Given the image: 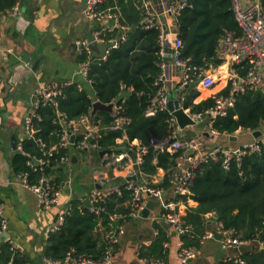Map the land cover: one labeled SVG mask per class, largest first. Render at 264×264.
<instances>
[{
  "label": "trees",
  "instance_id": "obj_1",
  "mask_svg": "<svg viewBox=\"0 0 264 264\" xmlns=\"http://www.w3.org/2000/svg\"><path fill=\"white\" fill-rule=\"evenodd\" d=\"M17 0H0V11L12 8ZM177 16V31L182 39L183 58L197 66L218 65V48L227 32L242 34L231 0H189ZM140 0H117L121 25L115 33L125 32L126 40L114 49L106 60L99 58L94 52L90 59L89 79L95 93V98L111 103L124 96L123 114L130 118L123 129L112 130L109 126L114 122L115 114L109 111H98L93 114L94 98L89 91L78 82L66 85L63 94L58 99V105L46 104L38 109L39 118L34 120L38 129L37 138L26 137L22 152L17 151L13 158V168L16 174L29 173V181L37 183L42 176L48 178L56 188L62 187L65 180L64 172L67 163H61V155L70 156V161L80 153H86L85 148L78 144L84 138V133L75 137V142L69 147L60 149L49 156L50 162L43 170H34L27 162L28 158L44 156V149H49L59 141V133L63 128L58 112L67 120L90 115L101 127L100 134L91 138V143L98 145L100 150L120 152L130 148V141L138 139L148 146L140 166L139 183L144 179L150 181L160 170L164 171L163 179L155 186L166 191L172 186L170 178L177 170L178 159L182 150L170 152L157 149L151 144V138L164 140L170 135L169 119L171 112L161 110L154 116H147L146 109L154 97L159 85L157 78L163 72L161 47L159 44L160 29L157 26L147 27L143 23L144 7ZM85 54H78V61L85 60ZM125 85L126 88H122ZM182 104L193 114L205 113L215 104V97L209 95L196 101L200 92L192 83L185 86ZM231 83L228 82L218 95L228 94ZM131 89V90H129ZM264 125V91L248 90L238 96L236 103L226 116L219 117L214 126L222 134H234L239 129H258ZM40 138L45 143L42 148ZM123 138V142H118ZM135 156V151L131 152ZM63 169V170H61ZM117 178L116 182H119ZM122 193H114L100 199L94 205L103 207L99 214L90 210L89 205L74 196L73 210L66 215L62 227L50 232L45 247L48 258L64 259L69 253L94 260L104 258L108 248H117L119 244L110 241V235L124 225L131 217L133 191L122 186ZM191 197L197 202L189 206L184 216L193 225V232L184 237L188 245L200 246V237L209 226L208 213H213L223 228L231 230L242 240H259L264 244V150L246 155L241 163L234 161L230 169H225L219 162L202 164L191 186ZM187 200V196H181ZM116 216V217H113ZM158 235L150 246L140 251V256L147 259L166 260L172 235L162 222L155 223ZM242 258L245 264H264V248L244 251ZM23 252L7 239L0 244V264H24ZM229 264H238L230 261Z\"/></svg>",
  "mask_w": 264,
  "mask_h": 264
},
{
  "label": "built area",
  "instance_id": "obj_2",
  "mask_svg": "<svg viewBox=\"0 0 264 264\" xmlns=\"http://www.w3.org/2000/svg\"><path fill=\"white\" fill-rule=\"evenodd\" d=\"M42 1V0H37ZM232 8L235 12L238 23L242 29L241 35H236L233 32H227L221 40L218 48V57L221 63L218 65L209 64V66H197L183 58V42L178 35V31H170L167 23L160 21L162 15L171 14L175 18L177 24V16L180 12L190 4L189 0H171L168 2L165 9L161 12L155 10L152 6V0H143L144 17L143 23L147 27L157 26L160 29L159 44L161 47V55L164 60L161 64L163 72L156 80L159 90L157 94L150 100V105L146 109L147 116H154L161 110H169V91L165 85L168 74V64L170 59L171 64L180 68L182 87L194 84L195 88L202 94L211 92V89L223 82L224 86L228 82L231 83L228 94L218 95L212 93L215 97V104L208 108L205 113L193 114L199 122L207 118L208 133L219 138L223 135L215 126V122L219 117L226 116L231 107L236 103L239 95L244 94L248 90L264 91V0H231ZM22 0L17 2L9 10L12 16H21ZM84 14L88 20L95 23L92 32L82 38L77 39V53L85 54L87 58L79 61V72L91 83L89 79L90 59L96 52L91 44L95 42L100 49L99 58L106 60L114 49L121 46V43L126 40L125 32L115 33L116 28L125 27L121 25L120 14L118 11L117 0H86ZM166 48L169 51H166ZM0 51H3L0 43ZM7 52H5L6 54ZM2 63L0 62V85L2 83ZM70 83L61 82H44L39 83L35 89V102L25 118V127L28 137L37 138L38 129L35 127L34 120L39 118L38 109L42 105L54 104L58 105V99L63 94V89ZM122 88H126L122 85ZM131 90V89H129ZM94 102L98 99L95 94L91 95ZM124 96L117 98L111 103L114 104L115 119L109 126L112 130L123 129L128 125L130 118L122 112L124 110ZM180 103L184 100V96L180 97ZM170 111V110H169ZM171 112V111H170ZM60 120L63 122V128L59 133V141L53 144L49 149H44V156L39 158H28L27 164L34 170H43L49 164V156L54 152L58 153L60 149L69 148L73 143L71 136L79 133H84V138L78 144L79 148L97 149L96 143H91V138L100 134L101 127L95 123L90 115H83L80 118L67 120L66 116L58 112ZM169 119L171 125L170 135L164 140H156L151 138V144L162 151L170 152L183 151L180 155L177 164V170L170 178L171 195L167 196V191L160 186L151 185L159 183L162 179H144L139 183L141 174L140 166L143 163V156L148 150V146L142 144L138 139L130 141V148H124L120 152L113 151L106 153L102 157V166L104 168L101 175L96 176V183L100 184V188H94L89 194L81 197L82 201L90 200V210L99 214L103 207L94 205L100 199H104L111 194L122 193V186L133 191L132 207L129 213L130 217H141V212L147 207L150 200H155L156 204H160L161 212L154 217L160 222L170 224L176 235L191 234L193 225L188 223L185 216V209L188 201L192 198L188 197L191 194V186L197 176L198 168L205 163L219 162L225 169H230L234 161L241 163L243 158L252 153H258L264 150V125L258 129H239L243 134L252 135V139L245 141L235 146H226L224 144H209L203 135L183 138L181 129L177 123L176 117L171 112ZM261 130L262 134L258 137L254 136V132ZM36 134V136H35ZM237 135V133H234ZM234 134H229L234 136ZM38 142L45 148V143L38 138ZM123 142V138H119ZM18 150H23L22 142L18 143ZM135 151V156L131 153ZM59 162L71 164L70 156L61 155L58 158ZM139 166V169L135 168ZM137 174L138 180L130 177ZM22 184L32 190L38 199L39 205L45 209H50L62 204L63 188L53 186L48 178L42 176L37 183L29 181V173H19ZM120 178L119 182L114 179ZM70 183V182H69ZM71 183L69 184V187ZM181 196H187V200ZM74 196L68 197L63 203L64 210L59 213L58 221L52 226V231L59 230L66 218V215L73 210ZM87 203V202H86ZM116 217V216H113ZM220 231L223 234L222 243L224 247H236L248 243L247 240H242L235 236L231 230L223 228L219 222ZM8 230V219L5 212L4 204L0 203V235ZM125 233L124 225H120L118 230L110 235V241L113 244H119L122 236ZM158 235V229L154 231ZM215 237V231L209 229L200 237V244L206 240ZM11 242L15 245L14 240ZM170 242H165V246L169 247ZM18 248V246H16ZM198 254V247L188 245L183 240L179 242L178 256L182 264H187L194 259ZM113 255V249L108 248L106 254L101 260H94L83 256H75L69 253L64 259H53L46 257L49 264H63L65 262H73L75 264H110ZM149 264H169L164 259H147ZM241 264H245L243 258H231Z\"/></svg>",
  "mask_w": 264,
  "mask_h": 264
},
{
  "label": "crops",
  "instance_id": "obj_3",
  "mask_svg": "<svg viewBox=\"0 0 264 264\" xmlns=\"http://www.w3.org/2000/svg\"><path fill=\"white\" fill-rule=\"evenodd\" d=\"M140 1L143 5V0ZM169 1L171 0H152V6L161 12ZM85 3L86 0H22L21 16H12L9 13L10 9L4 12L0 11V43L3 48V51H0V62L3 66L1 71L3 80L0 85V203L4 204L8 219L7 231L10 232V237L7 239H13L15 245L23 252L24 264H49L46 261L45 247L50 232H52V226L58 221L59 213L65 208L63 203L71 194L83 197L90 193H77L73 186L74 180L64 172L63 203L50 209L41 207L36 194L25 187L21 178L14 172L12 162L17 151L8 155L5 149L7 145L14 142V139L22 142L28 137L25 118L35 102L33 96L39 83L78 82L80 86L89 88L90 95L95 94L91 83L79 72L77 48L75 52L70 49L72 43H76L77 39L89 35L95 26V23L88 20L84 14ZM160 21L167 23L170 31L177 30L175 18L171 14L162 15ZM87 24L88 29L85 32ZM5 52L7 53L5 54ZM12 55L21 58V60L28 58L25 65L31 69L39 62L37 69L29 75L28 73L15 75L18 63L10 61ZM168 61V77L165 85L169 95L180 91V94L177 95L180 99L186 94L184 92L186 87L180 85L181 71L179 67L171 64L170 59ZM46 71L47 79L43 81L41 75ZM85 84L88 85V88ZM223 85V82L219 83L211 89V92H219ZM211 92L200 93L196 101L206 98ZM207 129L208 121L206 118L199 121L197 125L181 130V136L183 138L192 137V134L197 132V136L203 135L210 145L221 143L226 146H235L253 137L238 131L235 132L237 133V135L234 134L235 137L223 134L217 138L211 136ZM188 132L193 133L186 135ZM119 142L121 141L119 140ZM79 159L78 157L75 163L79 162ZM93 162L94 160H92V164ZM100 164L101 169H104L102 160ZM72 166L73 162L66 168L72 171ZM96 176L93 175L95 182ZM163 176L164 171L160 170L158 174L152 177V180L162 179ZM69 182L71 183L70 187ZM96 185L97 183H95L94 188L97 187ZM166 195H171V188L167 190ZM196 205L195 200L188 201L184 213L186 214L189 206ZM156 208H158L157 204L147 218L132 217L125 222V233L113 251L110 264H149L140 256V251L143 247L150 246L157 237L154 234L157 229L155 223L160 221L154 217L160 214L161 206L157 211ZM206 218L209 219V226L206 231L212 229L221 232L219 221L213 213H208ZM136 219L147 221L139 226H127V223H134ZM168 230L172 235L173 230L171 228ZM7 239L0 240V244ZM181 240L184 241V238L172 235L166 258L169 264H182L178 256ZM243 247L246 249L241 250ZM262 248H264V244L259 240L249 241L236 247H224L222 239L213 237L198 246L197 256L187 264H229L232 261L231 258H242L244 251ZM63 264L75 263L65 262Z\"/></svg>",
  "mask_w": 264,
  "mask_h": 264
},
{
  "label": "water",
  "instance_id": "obj_4",
  "mask_svg": "<svg viewBox=\"0 0 264 264\" xmlns=\"http://www.w3.org/2000/svg\"><path fill=\"white\" fill-rule=\"evenodd\" d=\"M87 29H88V24L86 25L85 27V32H87ZM91 47L96 51V52H99L100 49L98 48L97 44L95 42H93L91 44ZM77 48V44L74 42L71 44L70 46V49L72 52H75ZM166 51H169L168 48H166ZM10 61L13 63H18V66L16 67V72H15V75H21V74H26L28 73V75L30 73H32V71L36 70L37 69V65L38 63H36L32 69L31 68H28L26 65H25V62L28 61V58H25L23 60H21V58L15 56V55H12L10 57ZM178 94H180V91H176L174 92V94L172 95H169V110L172 112V114L176 117L177 119V123L180 127L181 130L185 129L186 127H189V126H193V125H197L198 124V121L196 120L195 118V115L191 114L189 112V110H186V108L181 105L180 103V100L178 99ZM36 99V96L34 95L33 96V100ZM98 111H109V112H113L114 111V104L113 103H104L100 100H96L94 103H93V114H96ZM262 134V131L261 130H257L254 132V136L255 137H258ZM36 136V134H35ZM232 137H235V136H232ZM233 139V138H232ZM236 139V138H234ZM18 140L14 139V142L13 143H10L9 145L6 146V152L8 155H12V152L13 151H19V152H22L20 150H18L17 146H18ZM71 142L74 143L75 142V135H72L71 136ZM88 150V149H86ZM106 153H108V150H100L99 151V155L101 157H103ZM76 155L73 156L72 158V162L75 163L77 160H76ZM135 168L136 169H139V166L138 165H135ZM131 179H134V180H138V176L137 174L133 175L130 177ZM98 188H100V184H97L96 185ZM86 202L88 205H90V200L89 199H86ZM156 205V201L155 200H150L147 204V207L141 212V218H147L150 213H151V210L154 209V206ZM163 225L169 229L171 228L170 227V224L166 223V222H163ZM172 235H176V232L175 231H172ZM186 235L185 234H180L179 237L180 238H184ZM10 237V232L9 231H5L2 233V235H0V240H3V239H7ZM215 237L218 238L219 240L222 239L223 237V234L222 232H219V231H216L215 230ZM246 247H243L241 248V250H245Z\"/></svg>",
  "mask_w": 264,
  "mask_h": 264
},
{
  "label": "rangeland",
  "instance_id": "obj_5",
  "mask_svg": "<svg viewBox=\"0 0 264 264\" xmlns=\"http://www.w3.org/2000/svg\"><path fill=\"white\" fill-rule=\"evenodd\" d=\"M46 74H47V71L46 73L44 72L41 75V78L43 81L47 79ZM85 86L87 87L88 85L85 84ZM202 126H203V123H202ZM192 133L188 132V134L186 135H191ZM196 133L192 134V137L197 136L198 134ZM79 158H80L79 162L73 163L72 171H69L68 170L69 168H66L65 172L68 175V177H72V179L74 180L73 186L77 193L91 192L94 189L95 183H96L95 180H93V175L95 176L101 175L104 170V169H101V164H100L102 157L101 158L98 157L97 150L91 148L87 150L86 153H80ZM92 160H94L93 164H92ZM116 180L117 178L114 179V181ZM157 206L158 208H156V211L157 209H159L160 204H157ZM146 221L147 220L140 221L136 219L134 223L133 222L127 223V226H131V225L133 227L139 226L140 224H143Z\"/></svg>",
  "mask_w": 264,
  "mask_h": 264
}]
</instances>
